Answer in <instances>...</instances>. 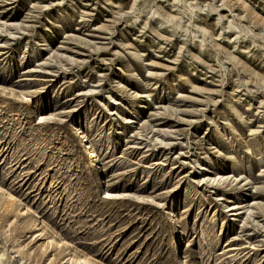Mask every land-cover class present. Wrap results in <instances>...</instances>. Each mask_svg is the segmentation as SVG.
Segmentation results:
<instances>
[{"label":"rangeland","instance_id":"obj_1","mask_svg":"<svg viewBox=\"0 0 264 264\" xmlns=\"http://www.w3.org/2000/svg\"><path fill=\"white\" fill-rule=\"evenodd\" d=\"M69 257L264 264V0H0V264Z\"/></svg>","mask_w":264,"mask_h":264},{"label":"bare ground","instance_id":"obj_2","mask_svg":"<svg viewBox=\"0 0 264 264\" xmlns=\"http://www.w3.org/2000/svg\"><path fill=\"white\" fill-rule=\"evenodd\" d=\"M84 142H85V140H84ZM86 144V143H85ZM85 148H86V153L88 154V155H90L89 157H93L94 158V155H93V153L90 151V147L89 146H86L85 145ZM87 155V156H88ZM92 162H93V160H92ZM96 165V164H95ZM106 195V194H105ZM107 196H108V194H107ZM11 198V197H10ZM10 201V200H9ZM65 243V242H64ZM67 243V242H66ZM58 244V243H57ZM68 244V243H67ZM60 245V244H59ZM69 246V245H68ZM70 258V257H69ZM70 260L71 261H75V263H78V264H88V262L85 260V259H74L73 257H71L70 258ZM70 262V261H69Z\"/></svg>","mask_w":264,"mask_h":264}]
</instances>
